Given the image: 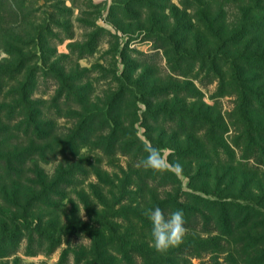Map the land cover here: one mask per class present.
Instances as JSON below:
<instances>
[{
	"label": "rangeland",
	"instance_id": "obj_1",
	"mask_svg": "<svg viewBox=\"0 0 264 264\" xmlns=\"http://www.w3.org/2000/svg\"><path fill=\"white\" fill-rule=\"evenodd\" d=\"M247 7L0 0V264L254 263L213 221L157 251L144 215L195 196L264 209V39L242 38Z\"/></svg>",
	"mask_w": 264,
	"mask_h": 264
},
{
	"label": "trees",
	"instance_id": "obj_2",
	"mask_svg": "<svg viewBox=\"0 0 264 264\" xmlns=\"http://www.w3.org/2000/svg\"><path fill=\"white\" fill-rule=\"evenodd\" d=\"M247 3L248 7L244 11V20L242 21V38L249 37L251 35H257L258 41H263L264 36V0H243ZM252 14L255 20L246 21L248 15ZM258 42V43H259ZM261 51V58L255 59L260 65V71L264 73V49L259 48ZM262 96L256 97L251 107L260 104L263 105ZM27 107V106H26ZM28 109V108H27ZM253 132V128L250 127ZM257 129L255 133H258ZM248 140L251 141L253 151L251 156L254 157L257 154L258 149H262L259 144L255 142L253 144V136L247 132ZM193 200L188 203L181 204L178 201L174 205L166 204L161 208L166 212H171L175 209H182L185 213L186 225L193 223L197 225L204 220L209 225L213 221L215 223V231L225 238H233L235 234L240 237L236 240V244L243 245V249L250 251L255 249L257 252L256 258L253 264H264V209L260 208L259 204L254 203H241L235 201H211L201 198L199 196L192 197ZM171 205V206H169ZM217 212V215L215 214ZM214 218V219H213ZM146 223V222H145ZM7 230V231H6ZM250 232H254L255 236H250ZM0 243H8L7 237L8 229H4L0 232ZM255 252V253H256ZM167 255H159L157 264H174L172 260L166 259Z\"/></svg>",
	"mask_w": 264,
	"mask_h": 264
},
{
	"label": "clouds",
	"instance_id": "obj_3",
	"mask_svg": "<svg viewBox=\"0 0 264 264\" xmlns=\"http://www.w3.org/2000/svg\"><path fill=\"white\" fill-rule=\"evenodd\" d=\"M162 159L160 149L153 146L149 149V154L142 163L149 168H154L153 161L159 162ZM172 166L177 172L182 170V165L179 162H176ZM144 215L150 222V235L153 246L157 251L165 252L182 242L187 232L185 213L182 209L166 212L157 206L146 209Z\"/></svg>",
	"mask_w": 264,
	"mask_h": 264
}]
</instances>
